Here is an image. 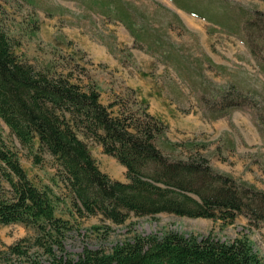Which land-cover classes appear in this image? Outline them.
<instances>
[{
  "label": "trees",
  "instance_id": "16d2710c",
  "mask_svg": "<svg viewBox=\"0 0 264 264\" xmlns=\"http://www.w3.org/2000/svg\"><path fill=\"white\" fill-rule=\"evenodd\" d=\"M173 1L179 8L229 30L241 29L252 35L253 29L264 28V20H256L264 19L262 12L243 16L240 10L233 18L229 9L237 5L223 0H218L224 5L217 13L205 0ZM210 1L216 5V0ZM91 2L104 17L121 21L138 43L178 64L185 63L166 32L151 26L149 18L131 1ZM171 14L181 24L178 14ZM252 36L250 47L255 51L257 41ZM19 45L0 18V120L29 152L37 147L52 155L70 193L74 216L102 215L120 224L131 212H169L230 224L245 215L250 226L264 224V190L216 169L201 150L207 144L168 139L167 125L151 114L148 106L135 110L120 100L106 105L90 77L86 82L74 70L53 63L37 68L20 57L16 51ZM259 47L264 48V42ZM261 65L264 71V63ZM234 96L246 98L237 90L229 106L236 104ZM80 134L96 139L105 153L116 157L127 169V180L113 179L104 172ZM161 144L173 152L182 148L188 156L171 157ZM36 162H40L37 155ZM61 201L54 188L39 187L32 181L18 151L0 130V225L23 223L35 228L32 246L42 249L46 258H31L32 246L20 243L10 246V254L28 257L30 264H264L247 235L223 240L212 233L186 235L175 230L162 235L134 234L109 251L87 246L73 256L66 249L73 225L58 215Z\"/></svg>",
  "mask_w": 264,
  "mask_h": 264
},
{
  "label": "rangeland",
  "instance_id": "374dc122",
  "mask_svg": "<svg viewBox=\"0 0 264 264\" xmlns=\"http://www.w3.org/2000/svg\"><path fill=\"white\" fill-rule=\"evenodd\" d=\"M91 1L38 0L32 5L23 0H0V18L20 41L16 51L23 60L37 68L49 63L67 67L86 82L90 77L106 105L120 100L135 110L148 106L147 110L167 125L168 139L207 144L201 150L216 169L264 190V48L259 47L264 42V28L253 29L252 36L194 15L173 0H128L143 11L151 26L166 32L173 49L185 60L181 65L138 43L121 21L104 17ZM223 1L237 5L229 9L233 18L240 10L243 16L253 11L264 14V0ZM205 2L214 13L224 5L218 0L216 5ZM172 12L178 14L181 24ZM187 17L199 21L202 29L190 24ZM251 36L257 41L255 51L250 47ZM237 90L246 98L234 96L236 104L229 106ZM0 130L18 151L32 181L39 187L49 185L62 197L57 213L73 225L66 240V249L73 256L87 246L109 251L134 234L162 235L175 230L186 235L212 233L223 240L247 235L264 258V224L250 226L245 215L230 224L169 212H131L120 224L102 215L78 218L72 213L70 193L52 155L37 147L29 152L3 120ZM80 136L104 172L113 179L127 180L126 167L105 153L100 142ZM161 147L171 157L188 156L182 148L173 152L163 144ZM36 235L35 228L23 223L0 225V264H30L28 257L10 254V246H32ZM29 255L46 258L37 246L30 247Z\"/></svg>",
  "mask_w": 264,
  "mask_h": 264
},
{
  "label": "bare ground",
  "instance_id": "6f19581e",
  "mask_svg": "<svg viewBox=\"0 0 264 264\" xmlns=\"http://www.w3.org/2000/svg\"><path fill=\"white\" fill-rule=\"evenodd\" d=\"M187 21H189L190 24H192L193 26L202 29V24L199 21L192 19L190 17H187Z\"/></svg>",
  "mask_w": 264,
  "mask_h": 264
}]
</instances>
